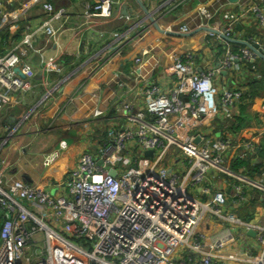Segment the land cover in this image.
Segmentation results:
<instances>
[{
  "label": "built area",
  "instance_id": "built-area-1",
  "mask_svg": "<svg viewBox=\"0 0 264 264\" xmlns=\"http://www.w3.org/2000/svg\"><path fill=\"white\" fill-rule=\"evenodd\" d=\"M141 1L152 14L145 13L139 0L84 2L81 26L107 41L100 55L80 64L88 75L69 100H82L93 78L122 58L129 46L138 51L131 69L115 80L108 106L99 105L100 95H89L90 116L100 130L92 148L61 180L42 186L9 171L2 149L17 128L6 123L0 145V264H264L263 136L257 132L235 142L231 128L238 108L248 100L250 80L260 75V55L239 44L237 24L256 20L264 27V0H242L237 10L228 7L229 0H151L152 7ZM192 2L193 14L177 23L187 14L171 12ZM129 4L136 9L129 14L127 35L95 30V17L118 16L121 8L129 12ZM28 7L27 2L19 4V10ZM42 7L46 15L38 30L48 44L68 30V18L64 8L49 1ZM204 27L233 40L199 30ZM201 32V45L218 42L223 48L213 63L201 61L202 48L171 39L186 40ZM22 33L20 39L12 31L2 36L6 51L0 55V113L15 93L40 86L38 69L28 59L30 49L37 50L34 30L26 24ZM146 38L150 42L140 45ZM88 42L87 36L82 43ZM248 42L259 43L264 54L261 38ZM41 62L48 81L49 75H60L54 88L78 68L65 74V61L56 56ZM223 71L233 84L223 82ZM53 92L51 88L46 95ZM68 146L61 139L56 153H46L44 164ZM149 150L152 155H146ZM236 161L241 162L239 169L233 167ZM241 208H249L251 216H242Z\"/></svg>",
  "mask_w": 264,
  "mask_h": 264
},
{
  "label": "crops",
  "instance_id": "crops-1",
  "mask_svg": "<svg viewBox=\"0 0 264 264\" xmlns=\"http://www.w3.org/2000/svg\"><path fill=\"white\" fill-rule=\"evenodd\" d=\"M21 1L29 3L27 10H19ZM48 1L53 3L56 8L65 9L64 19L68 18L67 26L69 28L55 42L47 44L46 35L41 30H38L42 23L41 21L46 15L42 7V4L46 1L41 3V1L37 0H0V8L3 11H7L6 14H8L3 16L4 12H0V55L6 51L2 40L3 34L12 31L15 32L16 36L18 30L22 29V32L26 24H29L34 30L32 42L37 50L32 51L30 49L28 59L38 69L35 79L40 82V86L33 92L15 93L12 104L6 105L1 111L0 145L4 143L3 137L6 133V123L16 127L15 136L11 140H5L6 143L2 149V153L8 159L10 165L9 171L14 173L15 176L28 178L30 181L42 186L49 180H61L65 173L76 164L81 154L86 149L92 148V141L100 128L94 124L95 121L90 116L91 102L88 100L89 95H100L102 100L99 105L102 107L108 106L106 98L111 96L116 89L115 80L123 78V72L131 69V60L134 59L138 51L136 49L131 50L132 46H129V51L122 58L93 78L91 83L87 85V93L81 97L82 100H69L68 97L71 92L88 75L85 67H81L80 64L92 55H100L102 53V45L107 40L106 38H100L96 31L89 30L87 32V29L81 26L83 21L81 14L84 13V2L86 0ZM147 3L151 7L153 6L151 0H147ZM194 3H189L188 6L180 5L171 13L187 14L177 19V23L193 14L192 7L195 5ZM230 3L228 7L237 10L242 5V0ZM135 9L136 5L129 4V7H127L129 12L121 8L118 16L111 18L95 17L92 20L96 27L95 30L124 32L127 35L126 31L129 30L132 23L128 17H132L129 14H134L133 10ZM76 22L79 24H75ZM21 32L18 33L20 35L16 36V38H21L23 34ZM87 36L89 42L87 44L82 43ZM203 36L204 32H201L186 40H180L177 37H172L171 39L174 44L188 43L195 45L197 48H202L203 60L201 61L203 63H213L217 56L223 52V48L219 49L220 44L218 42L212 47L201 45ZM235 36L239 39V44H244L241 41L248 42L259 38L264 44V27H260L256 20L252 22L247 20L241 24V28H236ZM149 42V38H146L141 41L140 45H147ZM49 56H56L65 61V74L72 71L74 66L78 67L72 72L70 80L63 83L59 88H54L53 85L56 84V81L58 82L60 75H49L50 79L48 81L46 72L43 69L41 60ZM260 58L264 59L263 56H260ZM227 74L226 71L222 72L221 75L225 77L223 82L228 85L233 84L234 80L227 78ZM161 78L164 79V76L162 75ZM227 79L228 82L226 81ZM51 88L54 89V94L51 96L46 95ZM64 104L65 107L62 109L61 106ZM242 104L238 108L237 114H239L236 116L239 121L236 124H239L240 127L234 129L231 125V128L234 129L232 134L235 142H240L257 132L262 134L264 141V119L262 120L264 118V100L254 98L253 100H245L244 105ZM244 107L248 108V112ZM58 110L60 111L58 112ZM56 113H59L58 116L52 119ZM89 119L91 121H88ZM227 119L224 117L223 121L229 124L228 121L230 120ZM246 119L253 120L251 121L252 124H244L243 121ZM50 121H53L51 128L45 130L47 123ZM223 124H220V126ZM63 138L69 142L67 150L57 154V157L49 165H45L44 157L46 153L53 151L56 153L59 142Z\"/></svg>",
  "mask_w": 264,
  "mask_h": 264
},
{
  "label": "trees",
  "instance_id": "trees-1",
  "mask_svg": "<svg viewBox=\"0 0 264 264\" xmlns=\"http://www.w3.org/2000/svg\"><path fill=\"white\" fill-rule=\"evenodd\" d=\"M21 30L22 29H20V30H18V32H17V34L19 33V32H21ZM22 33V32H21ZM16 34V36H19L20 34H18L17 35ZM219 47H220V45H219ZM221 48V47H220ZM258 70H259V73H260V75H259V77H256V78H252L251 80H250V82H249V90H248V92H247V99L249 100H253L254 98H255V96H257V94H258V92H257V85L258 84H260L261 82H262V80H264V59L263 58H259L258 59ZM242 105H244V103L242 104ZM232 123V128H234V129H237V128H239L240 127V125L239 124H235V123H237V120L236 121H231ZM239 122V121H238ZM261 155H264V150L261 152ZM243 164H246V165H248V161L247 160H244L243 161ZM241 162H239V161H236V162H234V165H233V167L235 168V169H239L241 166ZM259 170V168H256V171H258ZM250 173L252 174V173H254V171H252V170H250ZM240 214L242 215V216H244L245 218H248V217H250L251 216V211L249 210V208H247V209H240ZM0 213H1V208H0ZM0 220H1V214H0Z\"/></svg>",
  "mask_w": 264,
  "mask_h": 264
},
{
  "label": "water",
  "instance_id": "water-1",
  "mask_svg": "<svg viewBox=\"0 0 264 264\" xmlns=\"http://www.w3.org/2000/svg\"><path fill=\"white\" fill-rule=\"evenodd\" d=\"M140 2H141V5L143 6V8H144V10H145V13L146 14H152L153 12H151L145 5H144V3L141 1V0H139ZM230 2H237L238 0H229ZM124 11H126L125 9H124ZM156 26H158L159 27V25L158 24H156ZM237 28H241V24H237ZM203 29H205V30H208V31H211V32H213V33H215V34H220L221 36H223L224 38H227V39H229V40H233V39H231V38H229V37H227L226 35H224V34H222L221 32H220V30H218V29H215V28H212V27H204V28H201V29H199V30H203ZM198 31V29H195L193 32H190L189 34H185V35H192V34H194L195 32H197ZM165 32L167 33V34H171V35H180V33H177V32H174V31H171V30H165ZM242 43H244V44H246L247 46H250L252 49H254L260 56H263L264 57V54L263 53H261L260 52V50H258L257 48L259 47V43H249V42H247V41H241ZM14 70L20 75V76H22V77H24L25 75L23 74V72L21 71V69H20V67L19 66H16L15 68H14ZM146 155H152V151L151 150H149V151H146ZM100 163H101V161H100ZM110 172L112 173V174H116V170L115 169H111L110 170ZM26 179H28V178H26ZM29 180V179H28ZM248 233L249 234H252V235H254L255 234V232L253 231V230H249L248 231Z\"/></svg>",
  "mask_w": 264,
  "mask_h": 264
},
{
  "label": "rangeland",
  "instance_id": "rangeland-1",
  "mask_svg": "<svg viewBox=\"0 0 264 264\" xmlns=\"http://www.w3.org/2000/svg\"><path fill=\"white\" fill-rule=\"evenodd\" d=\"M37 1H41V3H42V2H44V1H48V0H37ZM172 12H173V11H172ZM172 12H171V13H172ZM253 29H254V28H253ZM257 87H258V88H257V89H258V90H257L258 94H257V96H255V98L258 99V100H260V99H263V100H264V80H262V82H261L260 84H258ZM246 107H247V106H246ZM246 107H244V109L247 111L248 108H246ZM247 112H248V111H247ZM255 120H256V119H255ZM255 120H254V121H255ZM251 121H253V120H248V119H246V120L243 121V123L246 124V125H249V124H252ZM1 122H2V121H1ZM19 149H20V148H19Z\"/></svg>",
  "mask_w": 264,
  "mask_h": 264
}]
</instances>
